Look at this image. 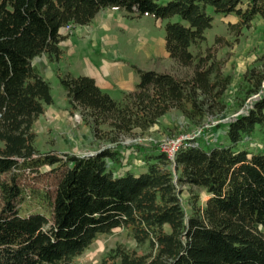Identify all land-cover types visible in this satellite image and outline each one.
<instances>
[{"label":"trees","instance_id":"1","mask_svg":"<svg viewBox=\"0 0 264 264\" xmlns=\"http://www.w3.org/2000/svg\"><path fill=\"white\" fill-rule=\"evenodd\" d=\"M105 8L179 16L183 22L165 24L164 49L190 71L181 77L131 64L138 82L119 101L90 76L58 75L93 136L115 146L83 156L40 152L34 123L53 97L32 60L45 54L57 61L63 27L86 25ZM209 9L235 18L228 24L235 36L264 18V0H0V264H72L115 228L148 251L117 245L101 264H264V153L238 148L257 126L264 136L262 70L244 71L236 98L242 110L217 123L227 143L204 147L192 139L174 164L153 144L144 171L114 170L123 159L121 135L147 131L172 109L196 125L221 118L230 76L209 47L204 55L193 51L212 26ZM41 166L56 174L54 189L23 188L20 176ZM181 184L203 188L207 199L200 205L193 194L187 212Z\"/></svg>","mask_w":264,"mask_h":264},{"label":"rangeland","instance_id":"2","mask_svg":"<svg viewBox=\"0 0 264 264\" xmlns=\"http://www.w3.org/2000/svg\"><path fill=\"white\" fill-rule=\"evenodd\" d=\"M158 2L163 4L166 0H158ZM111 10L101 11L86 25L63 27L61 30L64 35L61 44L62 53L57 60L60 61L57 63L58 65H53L57 76L51 75L48 78L45 70L37 63V67L44 78L40 76L50 84L53 102L59 106L68 105L70 111L69 118L56 121L49 116V111L46 110L48 105L36 119L34 123L36 134L34 145L40 152H48V150L51 151L54 148L64 149L66 141H70L69 137L73 138V134L77 132H80L83 137L86 136L88 126L83 121L80 111L68 104L65 91L58 79V75L63 74L79 75L77 62L83 65L85 56H88L93 63L97 64L100 57L106 58L110 52H113L123 55L130 64L137 65L142 69L168 71L181 77L188 75L190 71V68L178 66L169 58L164 49L165 24L168 21L183 22L179 16L161 19L155 18L152 14H144L140 17H131L122 10L114 8H111ZM112 12H114L113 16ZM209 12L211 13L210 9ZM119 15L123 19H117ZM234 22V17L221 18L219 15L213 14L212 26L205 31V41L193 49L195 53L199 52L204 55L209 47L210 52L221 64V72L230 76V84L224 94L226 109L220 114L221 118L208 117L202 121V124L196 125L182 113L172 109L160 117L158 122L147 131L140 132V130L135 129L131 135H121L120 141L124 144L121 145L120 154L123 159L115 167L116 172L127 169H133V172L136 173L144 171L145 152L153 144L158 145L159 142H168L182 136H192L199 129H201V133L196 138L199 145L209 147L216 143H227L226 138L223 137V128L219 127L217 123L225 122L228 117L242 110V108L237 107L238 101L236 99L244 88L242 74L252 66L264 72V18H255L237 36L234 35L233 29L231 30L228 25ZM216 37L220 38L218 42L215 41ZM227 41H230V43L227 44ZM261 92H264V82L262 83ZM111 97L116 98L113 95ZM250 99L251 97L246 100L245 105H248ZM102 128L105 127L102 126ZM137 137L143 139V144L131 147L132 139ZM102 139H98L101 142L96 150H88L85 147L90 148L89 143L84 138L79 143L81 150H78L83 151V153L75 155H91L99 149L107 147L110 143ZM70 143H73V141H70ZM241 147L249 151L264 153V136L259 126L255 128L251 138L238 144V148ZM112 164L109 165L112 166ZM55 183L56 174L45 166L39 167L37 172H25L19 179V184L26 189L45 188L52 191ZM177 188L180 190V199L187 212L190 211L193 194L197 195L200 205L208 197L203 188L183 184L178 185ZM117 245L134 249L138 254L148 251V247L137 244L126 229L115 228L109 234L98 236L82 254L75 257L72 264H101V259L105 254Z\"/></svg>","mask_w":264,"mask_h":264},{"label":"crops","instance_id":"3","mask_svg":"<svg viewBox=\"0 0 264 264\" xmlns=\"http://www.w3.org/2000/svg\"><path fill=\"white\" fill-rule=\"evenodd\" d=\"M103 10L112 11L111 8H105ZM101 11H99L97 15ZM113 13L114 12H112V16ZM117 19H123V17L119 15L117 16ZM61 44L62 41H60L59 43L60 48H61ZM84 59H85V63L83 65L80 64V62H77V65L79 66L78 70L80 71L79 75H87L92 77L96 85L101 90L105 91L110 96L112 95L115 96L116 97L115 100L117 101L123 98V94L125 92L133 90L135 84L138 82L137 73L131 68L130 62L121 54H115L113 52H110V54H108L106 58L100 57V60L98 61L97 64L93 63V61L88 56H85ZM59 61H49L45 54H41L32 60V64L37 69L39 74L44 78V76L41 74V72L37 67V63L40 64L42 69L45 70V74H47L46 76L49 78L51 75L57 76V73L53 68V65H56L57 63H59ZM46 110L49 111V116L52 119H55L56 121H58V119H60L59 121H62L63 118H69L68 114L70 111L68 105L59 106L58 104L53 102L47 107ZM85 124L88 126L86 136L84 135L83 137L80 134V132H77L73 134V138L69 137V140L73 141V143H70V141H66L67 143L64 149L54 148L51 149V151L57 153L61 152V153L82 154L83 151L80 152L78 150H81V147H79L80 146L79 143L80 141H83L84 138L88 141L90 147V148L85 147V149L96 150L97 146L101 141H99L97 138L93 136L89 124L87 123Z\"/></svg>","mask_w":264,"mask_h":264},{"label":"built area","instance_id":"4","mask_svg":"<svg viewBox=\"0 0 264 264\" xmlns=\"http://www.w3.org/2000/svg\"><path fill=\"white\" fill-rule=\"evenodd\" d=\"M70 26V24L66 25V27L68 28ZM201 133V129H199L196 133H194L192 136H182V137H178L176 139H171L168 142H159L158 143V148L159 150L164 153V155L166 156V159L171 162V164H174V159L176 156V153L178 152V150L181 147H184L186 145L189 144V141L192 139H196L198 137V135H200ZM121 140V138H120ZM151 141V140H150ZM120 144H124L121 141H119ZM131 147L139 145V144H143V139L140 138H134L131 141ZM115 146L114 143H110L108 145V147H113Z\"/></svg>","mask_w":264,"mask_h":264}]
</instances>
